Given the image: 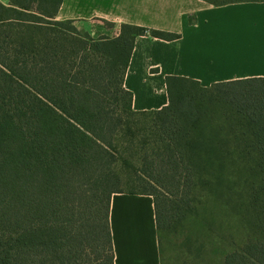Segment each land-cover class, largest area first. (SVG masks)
<instances>
[{
    "label": "trees",
    "instance_id": "16d2710c",
    "mask_svg": "<svg viewBox=\"0 0 264 264\" xmlns=\"http://www.w3.org/2000/svg\"><path fill=\"white\" fill-rule=\"evenodd\" d=\"M61 2H0V264H113L108 213L116 192L151 195L158 232L181 215L204 159L193 140L203 104L191 86L215 92L224 118L246 125L241 160L256 177L260 236L223 264H264V76L204 87L168 75V103L135 111L123 86L135 37L179 34L121 24L116 37L93 38L56 19Z\"/></svg>",
    "mask_w": 264,
    "mask_h": 264
},
{
    "label": "crops",
    "instance_id": "0c3cea01",
    "mask_svg": "<svg viewBox=\"0 0 264 264\" xmlns=\"http://www.w3.org/2000/svg\"><path fill=\"white\" fill-rule=\"evenodd\" d=\"M56 19L72 21L93 38L116 37L121 24L179 34L173 40L135 37L123 79L135 111L168 103V75L191 78L204 87L264 76V0L223 5L205 0H62ZM108 220L113 264H162L151 195L113 193Z\"/></svg>",
    "mask_w": 264,
    "mask_h": 264
},
{
    "label": "rangeland",
    "instance_id": "374dc122",
    "mask_svg": "<svg viewBox=\"0 0 264 264\" xmlns=\"http://www.w3.org/2000/svg\"><path fill=\"white\" fill-rule=\"evenodd\" d=\"M191 86V85H190ZM203 104L204 123L193 140L204 157L196 186L181 215L159 232L162 264H223L227 253L259 237L251 202L252 165L241 160L246 130L235 118H224L215 92L189 89ZM121 190H133L123 184Z\"/></svg>",
    "mask_w": 264,
    "mask_h": 264
}]
</instances>
